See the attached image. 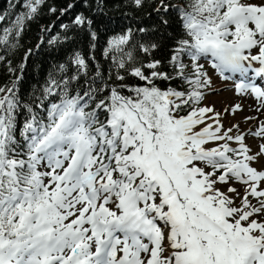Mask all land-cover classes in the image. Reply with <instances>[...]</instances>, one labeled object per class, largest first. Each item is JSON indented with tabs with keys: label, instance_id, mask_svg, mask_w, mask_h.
<instances>
[{
	"label": "snow or ice",
	"instance_id": "6c2138e0",
	"mask_svg": "<svg viewBox=\"0 0 264 264\" xmlns=\"http://www.w3.org/2000/svg\"><path fill=\"white\" fill-rule=\"evenodd\" d=\"M145 2L132 0L138 8ZM147 2L165 26L169 12L179 21L172 73L159 59L136 64L123 47L129 29L105 55L119 53L117 68L142 85L129 86L117 72L118 84L73 88L88 69L76 52L77 74L50 78L34 106L17 95L21 77L0 87V264H264V143L256 152L245 143L264 140V120L245 116L225 128L242 105L220 112L203 104L214 74L225 81L238 74L236 94L250 92L264 112V0ZM44 3L25 0L28 11L3 29L0 44L18 39ZM72 23L92 21L80 13ZM158 47L138 45L149 57ZM21 109L28 116L18 129ZM251 120L257 126L242 130Z\"/></svg>",
	"mask_w": 264,
	"mask_h": 264
},
{
	"label": "trees",
	"instance_id": "16d2710c",
	"mask_svg": "<svg viewBox=\"0 0 264 264\" xmlns=\"http://www.w3.org/2000/svg\"><path fill=\"white\" fill-rule=\"evenodd\" d=\"M24 3L25 0H0V14L7 13L5 21L0 22V36L3 35L4 28L12 27L18 15L28 11L23 7ZM69 3L75 6L61 15L60 10L66 9ZM53 7L57 9L54 13L49 11ZM80 13L91 19L90 28H77L73 25L75 16ZM165 18L169 20L167 26L161 23L160 15L153 11L147 0L144 6L139 8L132 0H45V3L39 6L35 17L25 21L24 30L18 39L12 35L7 44H0V56L4 57L0 61V87H10L12 83L17 82V77H21L17 83V95L22 104H33L37 97L42 98L43 89L48 86L50 78L59 81L61 78L77 74V68L72 62L76 52L85 57L88 69L86 77L81 72L80 79L72 83L73 88L82 89L86 86V81L93 82L94 85L103 82L118 84L120 82L115 81L117 72L125 75L124 83L129 86L142 85L144 82L117 68L119 53L111 51L105 55L106 49L110 47L109 41L126 34L129 29L132 38L130 43L123 47L125 51H132L136 64L155 58L162 62L161 71L172 73L173 69L168 64L170 50L174 45V38L179 37L181 28L175 12H169ZM63 24H68L69 29H63ZM141 28L146 31L140 32ZM90 32L95 33L94 40L90 37ZM151 42L157 43L159 47L149 57L139 50L138 45ZM14 43L18 44V47L13 48ZM131 64L129 61L128 66ZM61 65L64 66L63 70ZM98 70L100 77H96ZM156 83L161 88L168 86V82ZM179 83L178 80H173L171 86L176 87ZM124 94L129 93L124 90ZM27 116L26 110L21 109L17 117L18 129L22 127Z\"/></svg>",
	"mask_w": 264,
	"mask_h": 264
},
{
	"label": "rangeland",
	"instance_id": "374dc122",
	"mask_svg": "<svg viewBox=\"0 0 264 264\" xmlns=\"http://www.w3.org/2000/svg\"><path fill=\"white\" fill-rule=\"evenodd\" d=\"M186 63H188V62H186ZM205 67L207 68L209 74H214V70L209 65L206 64ZM215 76L219 77V75L218 74H214L213 75L214 89H213L212 93L209 94L206 97V99L203 101V104L214 106L215 109L217 111H220V112H223V110L225 108H227V107H229L231 105H235L237 103L241 104L242 108H243V110L237 112L235 114V116L227 115L225 117V119L223 120V123H224L225 128H228V127H231L234 123L240 122V121L243 120V118L245 116L244 105L239 100L238 101L237 100H232V101L220 100V101H216V102L211 101L212 98L219 99L220 96L224 95L225 93H231L233 90H235V83L234 82H232V81L229 82V80L225 81L223 79L224 80L223 84L222 83L221 84H216L215 83V80H216ZM236 78H238V77H236ZM230 83H231L232 87H225L227 84H230ZM262 119L264 120V115L262 116V118L260 120H262ZM256 126H257L256 121H252V120L248 121L247 123H241V129L242 130H247L250 127L251 128H255ZM245 143L248 146H250V148L252 149L253 152H256V151L259 150L258 145L260 143H264V140H260L258 138H254L252 136H246ZM232 146L233 147H238V145H236L235 143H233ZM261 163H264V161H261ZM257 167H259V165H257ZM236 187H242V186L241 185H236ZM237 203H238V201H237Z\"/></svg>",
	"mask_w": 264,
	"mask_h": 264
},
{
	"label": "bare ground",
	"instance_id": "6f19581e",
	"mask_svg": "<svg viewBox=\"0 0 264 264\" xmlns=\"http://www.w3.org/2000/svg\"><path fill=\"white\" fill-rule=\"evenodd\" d=\"M256 66L257 65H254L253 67H256ZM232 75H233V78L238 77V74H232ZM251 77H253V75ZM215 79H216L215 80L216 84L224 83L223 78L220 76L219 77L215 76ZM225 87H232V86L230 84H227ZM220 100H225V101L227 100L228 101H232V100L238 101L239 100L241 101V103L244 105L245 116L259 117V119H261L262 116L264 115V112L255 111V108L258 106V103H257L258 101L252 96L250 92L247 93L246 95H237L235 90H233L231 93H225L224 95L220 96L219 99H216V98L211 99V101L213 102L220 101ZM252 121H256V120H252Z\"/></svg>",
	"mask_w": 264,
	"mask_h": 264
},
{
	"label": "water",
	"instance_id": "95a60500",
	"mask_svg": "<svg viewBox=\"0 0 264 264\" xmlns=\"http://www.w3.org/2000/svg\"><path fill=\"white\" fill-rule=\"evenodd\" d=\"M39 47H40V45H39Z\"/></svg>",
	"mask_w": 264,
	"mask_h": 264
}]
</instances>
